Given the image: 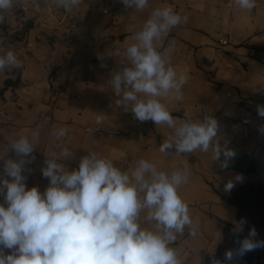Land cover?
I'll use <instances>...</instances> for the list:
<instances>
[{
  "label": "crops",
  "instance_id": "0c3cea01",
  "mask_svg": "<svg viewBox=\"0 0 264 264\" xmlns=\"http://www.w3.org/2000/svg\"><path fill=\"white\" fill-rule=\"evenodd\" d=\"M101 1L83 0L73 9L80 24L71 42L44 15L18 12L30 0H15L6 14V22L0 25V54L13 50L21 67L12 73L0 72V176L10 179L3 172L4 162L18 159L11 148L6 152L10 142L22 135L31 138L37 128L35 159L25 166L23 175L27 188L35 186L41 193L49 186L41 172L44 162L53 152L60 156L64 147L73 153L61 161L69 170L77 169L89 153L112 160L122 171L140 159L169 174L186 164L188 179L178 194L188 204L197 234L190 236L185 229L171 246L181 264H210L213 255L223 264H239L236 246L224 232L226 225L239 226L236 209L222 197L264 181V134L259 131L264 119L250 114L257 105H264V0H257V7L250 11L239 9L234 0H149L143 11L126 8L121 0H107L106 6ZM166 6L187 16L186 22L163 38L161 46H172L170 64L186 73L188 80L182 100L162 102L177 120L196 121L205 116L217 120L216 139L222 148L235 153L226 169L221 167L223 153L213 161L211 149L207 153H161L160 144L171 134L166 125L153 124L141 140L125 135L90 139L83 132L94 126L111 134L141 122L130 107L117 106L119 97L108 81L114 71L129 64L125 49L135 42L134 33L155 8ZM219 39L228 44L215 51ZM16 71L17 85L7 84L16 80ZM97 115L103 116L100 125ZM60 128H67L68 134L57 140L55 133ZM242 158L255 162L253 172L234 169L235 161ZM229 180L234 187L225 192ZM229 250L233 251L231 261L225 259ZM10 252L5 249V254Z\"/></svg>",
  "mask_w": 264,
  "mask_h": 264
},
{
  "label": "clouds",
  "instance_id": "9594fccd",
  "mask_svg": "<svg viewBox=\"0 0 264 264\" xmlns=\"http://www.w3.org/2000/svg\"><path fill=\"white\" fill-rule=\"evenodd\" d=\"M83 0H55L58 7L72 12ZM126 7L143 11L149 0H121ZM241 10L257 7V0H234ZM15 0H0V25L14 7ZM187 16L172 7L155 8L141 30L132 37L134 43L125 49L129 64L114 71L108 81L119 99L117 106L130 107L141 122L153 121L166 125L171 134L160 144L161 153L176 155L197 150L213 153V161L228 159L235 153L222 148L217 137L218 122L212 116L203 120H177L163 99L182 100V88L187 83L186 73L178 72L168 59L172 46L162 49L161 42ZM108 55L112 56L111 53ZM21 67L13 50L0 54V72ZM258 116L264 118V105H257ZM96 123H103L97 115ZM264 134V125L259 126ZM68 134L67 128L56 131L57 140ZM39 138V128L31 138L22 135L10 142L18 159H7L0 176V264H181L173 245L178 236L188 230L197 234L188 204L178 194L186 182L189 169L185 164L170 174L159 171L145 159L130 164L126 171L114 166L110 159L89 153L80 159L77 169L69 170L61 162L73 156L64 147L60 156L55 152L47 157L41 169L49 186L41 193L37 187L26 186L25 166L32 156ZM5 152V153H6ZM61 157L63 159H61ZM3 159V157H0ZM237 180L241 179L239 175ZM234 183L229 180L224 191L230 192ZM5 204L7 205L5 207ZM242 224L234 229L242 231ZM253 228L247 237L238 240L239 255L264 247V242L253 239ZM5 249L11 250L5 254ZM233 259V251L225 253ZM210 264H223L214 255Z\"/></svg>",
  "mask_w": 264,
  "mask_h": 264
},
{
  "label": "trees",
  "instance_id": "16d2710c",
  "mask_svg": "<svg viewBox=\"0 0 264 264\" xmlns=\"http://www.w3.org/2000/svg\"><path fill=\"white\" fill-rule=\"evenodd\" d=\"M5 71L7 73L15 72V70ZM16 74L17 78L14 82L6 83L16 86L18 83L19 73L16 71ZM250 114L255 118H261L258 116L256 109H251ZM254 168L255 162L248 161L244 158L238 159L234 163V169L241 173H251L254 171ZM222 199L228 205L235 207L237 223L239 226L242 224L243 230L240 232H235L234 227L230 225H226L224 227V232L229 236L231 242L236 246V249L239 248L237 241L243 240L247 237L250 230L253 228L257 233L253 239L259 242H264V181L255 186L247 188L240 187L228 196H223ZM238 257L239 264H264V247H259L242 256L238 254Z\"/></svg>",
  "mask_w": 264,
  "mask_h": 264
},
{
  "label": "built area",
  "instance_id": "2783aa9c",
  "mask_svg": "<svg viewBox=\"0 0 264 264\" xmlns=\"http://www.w3.org/2000/svg\"><path fill=\"white\" fill-rule=\"evenodd\" d=\"M101 2L104 6L108 4L107 0H102ZM18 12L21 15H44L46 18L53 21L54 24L63 32L65 39L68 42L72 41L75 31L80 24V19L76 14L72 12H66L62 7H58L53 0H30L28 4L19 6ZM103 13L107 14L108 12L107 10H104ZM102 42L103 41L99 39V43ZM227 44L228 40L219 39L216 41L214 49L215 51H219ZM27 46L30 45L27 44ZM2 117L7 119L6 116ZM153 124H155L153 121L136 122L134 126L127 128L124 131H116L111 134L103 132L94 126H87L83 129V132L90 139L125 135L141 140L151 131Z\"/></svg>",
  "mask_w": 264,
  "mask_h": 264
}]
</instances>
